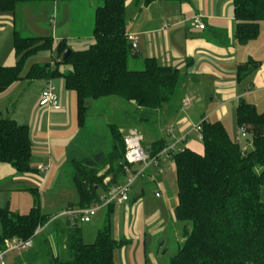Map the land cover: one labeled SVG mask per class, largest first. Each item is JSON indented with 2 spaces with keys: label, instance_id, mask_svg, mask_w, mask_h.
Instances as JSON below:
<instances>
[{
  "label": "trees",
  "instance_id": "obj_1",
  "mask_svg": "<svg viewBox=\"0 0 264 264\" xmlns=\"http://www.w3.org/2000/svg\"><path fill=\"white\" fill-rule=\"evenodd\" d=\"M36 1L0 0V12L13 13L19 6ZM157 1L181 0H143L145 7ZM100 2L93 17L94 43L87 49L70 50L63 61L60 55L69 48L65 41L60 42L53 64L33 65L26 78L63 80L64 87L76 94L79 134L86 128L90 100L115 97L136 107L142 122L153 118L168 120L179 110L177 106L190 76L178 69L160 66L154 58L140 61L137 48L129 39L125 0ZM232 6L236 22L234 37L244 46L259 36V22L264 21V0H232ZM13 46L19 60L13 66H0V94L22 79L23 65L29 57L52 49L53 40L23 37L15 31ZM129 59L140 62L142 69L130 71ZM61 65L67 69L61 71ZM258 67L252 60L238 65L237 79L244 80ZM123 124L126 127L106 125L109 141L105 148L98 147V142V149L92 151L89 146L94 143L79 138L69 150L65 167L78 202L70 204L66 211L99 204L110 186L121 184L127 177L131 166L125 162L123 139L128 131L136 129ZM200 124L203 153L181 146V150L170 155L178 186L174 219L184 225L181 245L168 264H264V203L259 201V191L264 185V111L259 113L243 99L238 102L236 124L244 129L247 144L253 147L250 151L233 141L222 123L203 120ZM122 128L128 129L125 135ZM166 146L162 139L152 142L147 147L150 158L158 157ZM31 162L28 126L0 115V166L8 165L17 174H33L38 169ZM256 167H261L259 173ZM23 190L38 198L36 188ZM34 203L27 214L12 212L8 207L0 210V253L7 252L16 243L20 253L13 264H114L115 250L128 243L111 236L114 204L102 208L107 211L104 227L93 243L86 244L78 220L65 216L66 222L61 223L59 217L52 219L41 214L37 199ZM29 241L30 246H25Z\"/></svg>",
  "mask_w": 264,
  "mask_h": 264
},
{
  "label": "rangeland",
  "instance_id": "obj_2",
  "mask_svg": "<svg viewBox=\"0 0 264 264\" xmlns=\"http://www.w3.org/2000/svg\"><path fill=\"white\" fill-rule=\"evenodd\" d=\"M37 1L38 3L34 8L24 7L27 9L23 8L22 13H19L18 9L16 10V21L18 19L16 30L20 31L23 37L45 38L51 36L54 39V46L65 41L69 50L73 51L87 49L92 45L94 11L100 6V0H60L58 8L55 7L57 8L56 12L54 11L53 1ZM170 4L172 3H154L152 7L146 9L143 0H125V18L127 24H130L131 33L134 29L132 27L137 26L148 30L149 28H156L157 25L161 28L164 26L163 23L171 26L175 22L172 20L173 18H167L163 23L160 20L162 16L165 15L166 17L172 11L171 7L173 5ZM176 15L174 14L173 16L175 17ZM53 18H55L54 24L50 25L49 22ZM170 31L173 32L175 29L172 30L171 28ZM13 37L14 33L11 27L3 29V26H1L0 66H4L7 63L9 56L10 58L14 56L15 63L19 60L15 55ZM63 54L64 52L60 55V58L63 57ZM56 58V47H54L52 53L38 52L25 61L21 73L23 78L21 83L15 86L8 95L2 97L3 99L0 102V112L4 116H7L6 113H8L12 118L17 119L19 124L28 123L32 109L38 106L39 96L45 84L43 82L28 84L23 80L26 79L32 65L53 64ZM60 68L62 70L67 69L65 65H61ZM128 69L130 71H140L142 66L140 62L129 59ZM54 82L56 84L58 78ZM71 94L75 97L74 92H71ZM190 95L200 98L201 103L195 104L192 102V105L186 109L178 110L175 120L171 122L169 120H154V118L148 122H142L138 116L139 112L136 113V107L115 97L98 101L90 100L88 102L90 115L85 122L86 128L83 129L79 138H81V141H83L82 138H85V140L94 143L89 146L92 151H95L100 146L105 148L109 141L106 125L114 123L126 127L123 124L126 123L127 125L135 126L136 132L143 139L145 148L152 141L155 142L161 139H164L167 146L173 145L180 135L179 124L182 122L183 118L181 116L183 114H189L190 118L192 117L189 122L192 127H196L207 117H209L207 122L216 121L215 117L218 118L217 113L212 115L215 102L210 101V96L205 87L194 86L191 89H186L185 98L182 101L183 104L193 100ZM260 101L257 111L262 113L264 111V100ZM236 108L237 106H229L226 108V112H221V121L229 137L233 141L238 142L242 149L246 148L250 151L253 147L247 144L246 139L242 138L240 127L236 124ZM72 109H74L73 104ZM75 110L74 114L76 113ZM31 118L33 119V117ZM75 125L77 129L76 117L73 115L72 129ZM171 127L177 129V133L170 135L167 130ZM120 130L125 135L128 129L122 128ZM194 131L195 134L190 136V138L193 137L194 142L202 144L199 133L195 129ZM32 142L34 143V141ZM33 143V154L38 153L41 147L35 146ZM81 146L83 145L79 144V147ZM181 146L183 148L186 147L184 143H181ZM90 148L87 150H90ZM35 161L36 159L34 158ZM159 163L160 165H151L143 176L135 179L128 193L129 201L125 206H114L110 218L111 236L116 241L126 240L128 242L123 248L115 250L113 254L114 264H145L146 261L149 264H168L181 245L182 239L180 240V238H182L184 224L174 219V209L178 203L175 164L167 158H161ZM66 164L67 159L64 157L57 163L53 162L50 181L41 191L39 190L38 198L34 197L29 191H14L15 184L11 180L1 184L0 210L8 207L12 212L27 214L34 206V200L37 199L41 214L52 219L61 218V214L69 208L70 204L78 202V195L72 188L71 177L65 167ZM142 168L141 164L131 165L128 177L134 178V172H138ZM255 171L259 173L261 167H256ZM32 180L21 181L22 186L24 188L37 189L35 182ZM259 201L264 203V185L259 191ZM106 215L107 211L102 209L91 217V223L82 224L77 222L78 227L81 229L84 243L91 244L96 240L98 231L104 227ZM160 247L161 250L159 251ZM19 253L18 250L6 252L5 264H13Z\"/></svg>",
  "mask_w": 264,
  "mask_h": 264
},
{
  "label": "crops",
  "instance_id": "obj_3",
  "mask_svg": "<svg viewBox=\"0 0 264 264\" xmlns=\"http://www.w3.org/2000/svg\"><path fill=\"white\" fill-rule=\"evenodd\" d=\"M59 1L60 0L53 1L55 12L58 8ZM37 3L38 1L27 3L19 6L17 9L20 11L19 13H22L21 11L24 7L34 8ZM154 3L159 2L157 1ZM154 3L145 8L149 9ZM170 5H173V7H171L173 14L170 10L171 14H167L166 17L165 15L162 16L160 20L161 23H163L167 18H173L172 20L175 22H173L171 26L163 23L164 26L161 28L157 25L156 28H149V30L137 26L132 27L134 29L131 33L129 24L127 25V29L129 36L134 39L132 42L137 48L141 59L154 58L160 66L178 69L191 77H189L184 86L183 98L179 104V111L191 106L192 102L195 104L201 103L200 98L198 99L197 96L194 97V95H190L193 100L188 101L186 107L183 106L184 104L182 101L185 98L186 89H191L194 86L205 87L210 96V101L215 102L212 115L217 113L218 118L215 117L216 121L213 122L222 123L221 112H226V108L229 106L236 107L240 99L254 105L257 110L260 104L259 102H261L260 100H264V21L259 22L260 32L257 39L241 46L236 42L234 37L236 22L234 20L232 0H181ZM16 10L13 13L0 12V29L1 26H3V29L5 27H11L13 33L17 31L16 25L18 24V19L16 21ZM174 14L177 15L174 17ZM195 17L200 18L201 23L204 25V29L196 27L193 23ZM54 20L55 18L50 20V25L54 24ZM171 28L172 30L175 29V31L169 32ZM17 32L21 35L20 31ZM52 40L54 46V39L52 38ZM56 46L57 44L54 47ZM54 47H52V49ZM52 49L44 52L52 53ZM13 58L14 56H11V58L9 56L7 58V63L2 67L13 66L15 64V59ZM249 60L258 63L259 67L244 80L239 81L237 79L236 68L238 65L244 64ZM59 69L63 71L60 67ZM22 79L0 94V102L3 99L2 97L8 95L15 86L21 83ZM55 79L50 81H29L26 78L23 80L28 84L43 82L45 86L42 90L50 83L55 88L59 97L58 109L47 110L35 106L31 114L33 119L30 117L28 123H23L28 126L31 141H34V143H32L35 146L38 145V147H41L38 153H34L35 156H33L32 149L33 162H31V166L36 170L40 166H46L47 170L42 174L38 171L33 174H17L10 166L1 165L0 185L11 180L12 183L15 184L14 191H21L24 188L21 181L33 179L32 181L35 182L38 192L39 190L41 191L50 181L53 162L57 163L63 157L67 159L69 150H71L73 144L75 145V143L79 141L80 134L77 123V107L75 110L76 94L74 93V97L73 94H71L73 91L67 90L64 87V82L61 78H58L56 84L54 82ZM72 104L74 109H72ZM74 110L76 111L75 114ZM6 114L7 117L14 119L8 113ZM0 115L4 116L1 112ZM73 115L76 117L77 129L76 125L74 127L75 129H72ZM181 117L183 119L179 124L180 135L178 137L184 136V144L186 146L184 148L197 154H202L203 144L194 142L193 137L190 138V136L195 134L194 127L189 124L192 117L190 118L189 114H183ZM175 118L176 113L168 117V120L171 122L175 120ZM208 118L209 117L203 120L207 121ZM14 120L19 123L17 119ZM177 131L178 130L174 128L173 134L177 133ZM145 149L148 148L146 147ZM64 152L65 154L63 155ZM33 157L36 159L35 162ZM38 162L40 163L38 164ZM158 165H160V163H158ZM148 169L149 167L146 168L144 174ZM16 184L18 185L16 186ZM126 203L120 206L123 207ZM63 213L61 214V218L58 219L61 223H65L67 220V218L63 216ZM91 221L92 218L87 224L91 223ZM181 239L182 238H180V240Z\"/></svg>",
  "mask_w": 264,
  "mask_h": 264
},
{
  "label": "built area",
  "instance_id": "obj_4",
  "mask_svg": "<svg viewBox=\"0 0 264 264\" xmlns=\"http://www.w3.org/2000/svg\"><path fill=\"white\" fill-rule=\"evenodd\" d=\"M194 24L199 29H204V25L201 23L199 17L193 19ZM131 41L134 39L129 37ZM188 105V102L184 103V107ZM38 106L47 110H55L59 108V97L56 93L55 88L49 83L40 93ZM194 129L200 133L201 124H198ZM168 133L173 135L174 127L168 128ZM241 136L245 139L246 133L243 128H240ZM125 145V162L127 165L141 164L143 166L142 170L134 172V178H129L128 175L125 180L118 185H112L109 187L108 191L100 197V203L86 209H72L63 213L64 216L72 221L78 220L80 223L86 224L90 222L91 217L97 213L100 209L104 208L109 204L122 205L129 201L128 193L130 188L136 178L143 176L146 168L151 165H158L160 159L167 158L170 159L171 153L181 150V143H184V136L179 137L173 145L167 146L159 155L155 158H150L147 149L143 146V139L135 131L130 130L124 137ZM47 170L46 166H40L38 172L40 174ZM128 173L130 172V167L128 168ZM25 246H30V241L24 243ZM19 249L16 243L9 246V250ZM5 252L0 253V264H5L4 255Z\"/></svg>",
  "mask_w": 264,
  "mask_h": 264
},
{
  "label": "water",
  "instance_id": "obj_5",
  "mask_svg": "<svg viewBox=\"0 0 264 264\" xmlns=\"http://www.w3.org/2000/svg\"><path fill=\"white\" fill-rule=\"evenodd\" d=\"M137 53L139 54L138 51H137ZM69 54H70V50L68 49V50H66V51L64 52L63 57H62V60H63V61L66 60V58L68 57ZM147 151H148V149H147ZM160 246H161V245H160Z\"/></svg>",
  "mask_w": 264,
  "mask_h": 264
}]
</instances>
